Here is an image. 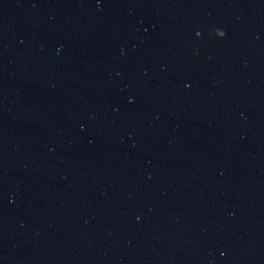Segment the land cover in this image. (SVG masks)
Returning <instances> with one entry per match:
<instances>
[{"label": "water", "instance_id": "1", "mask_svg": "<svg viewBox=\"0 0 264 264\" xmlns=\"http://www.w3.org/2000/svg\"><path fill=\"white\" fill-rule=\"evenodd\" d=\"M0 264H264V0H0Z\"/></svg>", "mask_w": 264, "mask_h": 264}]
</instances>
